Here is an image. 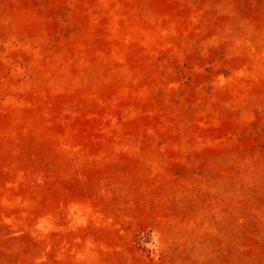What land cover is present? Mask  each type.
<instances>
[{"label":"rangeland","instance_id":"obj_1","mask_svg":"<svg viewBox=\"0 0 264 264\" xmlns=\"http://www.w3.org/2000/svg\"><path fill=\"white\" fill-rule=\"evenodd\" d=\"M0 264H264V0H0Z\"/></svg>","mask_w":264,"mask_h":264}]
</instances>
